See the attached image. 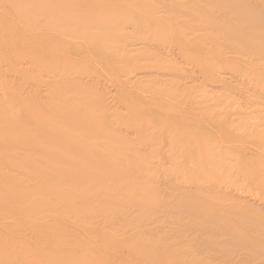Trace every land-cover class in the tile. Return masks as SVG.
I'll return each mask as SVG.
<instances>
[{"label": "rangeland", "instance_id": "374dc122", "mask_svg": "<svg viewBox=\"0 0 264 264\" xmlns=\"http://www.w3.org/2000/svg\"><path fill=\"white\" fill-rule=\"evenodd\" d=\"M14 1L16 6L15 4H13ZM34 1L35 0H1L0 2H2L1 3L2 6L0 7V14L3 13L6 9L11 10L16 14L11 13L10 18L13 19L15 18V21L19 22L20 21L19 14H21L24 10L26 11L28 6L33 4ZM203 1L205 2L207 1L208 4L203 3ZM203 1L202 0H41L39 1L37 6L43 5L44 7H46L48 4L52 2H57L55 3L56 5L60 4L61 7H64L67 10V14L61 17V21L63 19L67 20L68 19L67 15L73 18V20L74 19L77 20L78 18L76 17L75 14L81 11L93 12L95 14L99 13L98 15L99 21L97 20V22L102 24L103 26L102 30H99L97 26L96 28L93 27V24L89 19H86L85 23H83L81 27L78 25L73 26L74 24L73 21L71 25L75 28L71 26L68 29L65 28L66 30L64 28L58 29L60 30V41L50 38V40L55 41L58 45L49 44L47 46L45 45L44 47L48 48L51 46L53 49H56L54 50V54L63 55L66 53L67 57L72 56L77 48L80 51V54L77 56L78 62L73 63V65L86 66L87 69L86 72L88 73V75H91V78L88 77L86 80L89 81V79L92 80L93 77H95L94 82L96 81L97 85L95 83L94 87H96V90L100 89L105 93L104 95H105L106 104L110 106L109 109L110 111L107 109L104 110L103 113H100L99 110H97V108H102L103 106L102 103H100L99 105L96 104L95 107H88V108L83 107L86 110L87 115H93L97 117L98 119L97 123L99 124L98 125L99 128L103 129V127L105 126L106 127L103 129V131L100 132L101 134L100 133L96 134L97 139H94L95 141L94 140L93 142L91 141L92 138L91 139L89 138L90 136L86 131L85 134L84 132L82 133V136L80 137V141H85L86 143H88L87 140L90 141L91 142L90 145H92V147H95L97 150L107 153L109 156H112L114 152H117L125 155L127 158L117 159V160L113 159L114 160L113 162H115L112 163L113 168L115 169V171L118 170L119 172L118 171L114 172V174L111 176L112 178L108 177L110 180H108V178L106 180H101V183H98L95 186L90 185L89 187L85 188L86 190L85 189L80 190L78 186V182L75 180H73L72 182L70 181L69 182L70 184L66 182L67 184L65 183V185H62L61 184L62 180L59 181L56 179L55 180L56 189L54 190L56 191V193L57 192L59 193L53 194V192H50L51 194H49V197H46L48 201L45 204H40V197H41L40 195L37 201L38 203L35 202L32 204V207L34 209L38 207L39 208L47 207L48 210L45 209L47 213H43V210L39 211L38 215H36V212H28L26 216L23 217L22 213H20L22 212L20 211L21 209H18L19 210L17 213L18 218L22 217L26 220L30 219L31 221H36L39 217L40 220L39 219L37 220L39 225H14V222H12L10 219H6V217L5 218L3 217L4 220L3 219L2 220L7 222H3L2 220L0 221V255H1L0 264H54L56 262L59 264H61L62 262L63 264L64 262H66V260L68 262L71 261V263L74 262L73 264H138V262L139 264H145V263L168 264V261L171 262V259H168L169 257L170 258L172 257V260L177 261L179 259L178 256L180 254L181 255L183 254L182 256L180 255L183 261H185L186 263L191 262L192 264H194V261L196 262V264H200V263L201 264H206V263L233 264L234 261H235L234 264H243L247 258L249 259L247 260V262L251 261L250 258H253L254 261L253 263L256 262L255 264H264L263 263L264 225H251L252 223H255V221L250 223L249 220L247 223L250 224L251 226L246 225L247 223L245 221V218H247V215H242L244 216V218L242 217L243 219L241 217L237 218L238 215L241 216L240 214H243L242 211L244 210L243 208L245 207L242 206L252 205L253 207L256 204H257L256 207L257 206L258 207L257 208L254 207L253 210V212L255 213L253 214V216L259 219L258 220L259 222L256 221V224L261 223L262 215H264V212H261L260 211L261 209H259V207H262L260 195H262L263 193L258 189L259 183H263L264 178L257 177L258 164L260 163L262 165V162L259 161L261 160L260 158L261 153H260V149L256 148L253 145V143H255V141L253 140L254 138L253 136H255L256 133L260 131L261 127L257 125H259V123L261 122L260 120L262 118L260 119L257 118V110H256V108L258 107V105L256 104L257 101L255 100L254 104H250L249 101L247 100V97L249 95L246 93L249 87L252 89L256 87L255 90L257 89L259 91L258 85L264 84V75L262 76L260 74L261 71H259L262 67H260L259 70L256 69L258 66V62L256 61L251 63L252 65L247 64L239 68H237L236 65L231 66L230 68H232L233 71H236V73H231L230 70H217V67H215L216 66L215 60L218 59L215 58V54L217 55V52L224 53L225 51L226 52L229 51L230 48V51L232 50V52L246 53V50H244L246 47L243 49L242 48L243 45H242L239 46L238 49V45H240L241 43L239 44L237 42H230L231 46H229L230 45L229 42L224 43L222 41L221 42L222 45L219 46L220 49L211 48L212 46L209 44L210 41L209 36L211 35V33H216L215 28L209 25L206 28L207 31H203V32L194 31L197 29L196 27H194V25L195 24L199 25V23L195 21L197 18H199L198 14H201L202 11L207 13V15L209 16L212 15L217 17L218 21L220 20L223 21L224 20L223 16L226 19L228 18L227 15H224L225 10L218 7L220 5H223L222 1L218 4L215 3L217 5V6L215 5V7L213 6L214 4H212L214 2L209 3L210 0H203ZM203 4L205 6H202ZM249 4H251L250 6L253 8L252 10L255 12L254 18L250 19L251 24L249 23V21H243V24H241L240 22L241 20H238L237 17L234 16L233 18H235L236 21L233 18H228V19L232 21L230 23L231 25H233V28H235L236 31L238 30L237 32H245V33L248 32L249 34H251L250 38L251 39L253 38L252 40H256L257 34L264 32V18H263L264 0H249ZM217 7L219 9H217ZM219 10L221 12H219ZM169 12H171L172 15ZM217 12H219V14ZM165 13L166 14L168 13V15H165ZM153 14L154 16H152ZM257 14L259 16H257ZM22 15L24 21L27 22L28 25L30 23L33 24L32 28L34 30H32V28L30 29L27 28L26 25V30L30 32L32 35L37 34L42 38H48L49 32L50 34H52V30H55L56 25L54 26V24L48 22L47 19L45 18L42 19L40 17L41 19L39 18L40 21H38L37 16L39 14L33 13L27 15L22 13ZM58 17H56L55 19H58ZM31 18H34V21ZM23 19L21 17L22 27H24L25 24ZM106 19L107 21H105ZM131 20L133 21V23ZM135 21H137V23H135ZM238 21L240 24L237 23ZM37 22H39V24L42 25V27L38 30V32L36 31ZM244 22L245 23L247 22L249 26L246 25ZM44 25L45 27H49V26L50 27L46 29L45 27H43ZM161 26H166L168 28V31L162 33V30L160 29ZM245 26L247 27L245 28ZM22 27L17 26V29L14 28L15 29L14 32H18L19 35H21V33H23ZM42 30L43 32L40 33ZM74 30H76L75 35L73 34L75 32ZM71 31L74 32L70 33ZM100 35H103L101 36L102 37L101 39H100ZM148 39L149 41H147ZM19 40H23V39H19ZM72 40L73 41L75 40V42H73ZM202 41L203 42L205 41L206 43H203ZM149 44H151V46H149ZM112 45L114 46L113 48ZM234 46H237L236 49H232ZM141 47H146V48L139 49ZM106 48L108 50H106ZM20 50L21 49H19L18 52L20 55V59L18 63L15 65L14 70L12 69L5 70L6 71L5 73H7L10 82L15 83V86H17V88H19V85L21 87V83L23 84L22 68H25L23 64V60L25 61V59H27V57H24L25 51H20ZM154 53L156 54V58L153 55ZM132 55L138 58V61L135 63H138V65L145 64L148 65V67L146 66V68H143L144 70L136 71L137 69L132 67L131 64H126V62H119L120 60L125 59L126 57L129 58ZM252 57L253 56H250L249 58L251 59L249 60H252ZM161 63L163 65L167 64L166 65L167 67H171L165 70V72L169 74L168 79L170 80V82L168 79H166V77L165 79H162L155 74L153 75L155 78L153 77L152 79L162 80V82L158 81V84L156 83L152 84L151 82L148 81L147 83L146 81L147 78H145V75H147V73H150L148 68L151 67L152 65L161 64ZM208 67L211 70L213 69L215 75L219 77V79L221 77V79L216 81V79L209 77L211 72H208ZM6 68L4 67V69ZM249 68H252L253 70H250L249 72ZM254 68L256 70H254ZM30 69H31L30 71L34 70L33 68ZM48 72L49 71L45 70V74L44 72L43 74L42 73L41 74L45 75L44 77H47V74L51 76L52 73H48ZM208 73L210 74L208 75ZM225 74L228 76H226ZM129 75L132 79L129 77ZM136 76H138L139 78L143 77L142 78L143 82L142 81H139L140 83L136 82L135 78H138ZM156 76L158 78H156ZM189 76H191V79L189 78ZM41 80L42 81L39 82V85L37 87L43 86L44 87L42 88L43 90H48L49 88L52 87V85L48 86V82L51 80L50 78L48 77L44 79L41 78ZM217 82H226V84H228L231 87V90L227 91V93L222 95L221 93L223 92L222 87L225 86L226 84H220ZM241 84H243V86ZM244 85L247 86L248 88L246 87L244 89L245 87ZM213 86L214 87L216 86L217 88L215 87L216 88L215 89ZM45 87H47L48 89L47 88L45 89ZM132 92L133 94H131ZM74 93L75 95H78L77 98L79 96H81L79 98L85 96V95H79L81 93H77L74 91L71 94L74 95ZM228 94L231 97L233 104H229L225 101ZM87 98L91 99V96H88ZM152 100L153 102H151ZM162 102H164V104L159 108L164 109V112L167 113L166 114L167 117H165L167 118V122L169 121L168 122L169 124H173L177 126L179 130H167V125L163 121L159 126L156 127V129H154V131L153 129L147 131L138 130L139 126L137 127L138 124L136 120L137 117L134 116L131 117L129 103L130 104L134 103L138 106L141 105L144 109V110L142 109L143 111H148V108L151 107L154 108L155 106H159L160 105L159 103ZM260 103H262L261 107L262 106L264 107V98L260 100ZM252 105L253 107H251ZM242 106L245 108H243ZM139 108H137V111L139 110ZM185 108L186 110H183ZM235 110L238 112H235ZM241 111L243 112L245 111V113L246 111H248L244 116V118L242 116H239V113ZM251 113H253L254 115ZM199 114H201L203 116V119L206 120L203 121V119L200 117ZM188 116L191 117L187 119ZM250 116H253V118H250ZM89 118L90 116L88 117L86 116V119H88L89 124H91L90 123L91 120ZM243 119L244 122H242ZM207 120L208 122H211L210 120L212 121L226 120L227 122L224 123H227L226 127H228V130L226 128L213 129L211 128L209 123L207 124L206 122ZM246 123L247 124L251 123V124L247 125ZM250 125H253L255 127H260V129L258 128L254 129L255 127L252 128ZM192 126L194 130L190 129L192 128ZM202 129L205 130V133L207 132V135L205 134L204 136V134L201 133ZM115 131L118 133H116ZM189 134L192 136H190ZM230 134L236 135L237 142H233L232 144L227 143L229 141L228 135ZM105 135L108 137L107 139L106 137L102 138V136ZM98 138H100V140ZM110 138L113 140V142L111 141ZM191 140L193 141L194 145H198L200 143L201 152L197 153L195 148H188V146L190 145L189 142ZM175 142L177 143V145ZM141 144H143L144 146ZM150 144L154 145V147ZM149 149L152 150L154 149V152H152V150ZM166 150L167 153L165 152ZM262 150H264V143ZM139 151H141L142 156L139 157L135 156ZM172 154L173 156H171ZM156 156L158 160H154L155 159L154 157ZM158 156L160 158H158ZM248 156L249 157L255 156L256 160L252 163L251 161L247 160ZM20 160L23 159H19V160L14 159L9 161V163L12 165V167L18 169L20 168L21 171H23V166L21 167L23 161ZM135 160L138 161V163H136ZM257 162L259 163L257 164ZM254 163H256V165H254ZM23 164L25 165V163ZM147 166H150L152 169L148 168ZM10 167L11 166H9L8 163L0 164V173L9 172L8 170H10ZM144 168L145 170L149 169L146 172L150 174H147L145 171H143ZM262 168H264V166ZM128 169L130 170V172ZM263 171L264 170H262V173ZM130 173L131 174L133 173L132 176H130ZM134 173L136 176H134ZM142 173L145 174L144 177L146 176L147 178L146 177L144 178L142 176L143 175ZM139 178L141 179L139 180ZM119 179H121L122 181ZM152 181H154V183H152ZM25 185L32 186V183L27 182L25 183ZM215 188L218 189L222 188L221 189L222 193L220 194L221 197L220 196L218 197V194H215L213 192L209 193V191H213ZM135 191L138 195L135 193ZM224 192L227 193L226 194L227 196L225 195ZM222 194L224 195V197H222ZM53 195H57L55 196L57 199H54ZM230 195L232 196L233 200L231 199L229 200ZM225 197L226 200H224ZM238 199L240 200L239 202ZM241 200H243L242 203ZM149 201L151 204L148 205ZM140 203L145 204L144 205L145 207L143 206V209L142 206L138 207L140 206L139 205ZM238 203L242 206L237 205ZM117 204L119 206H117ZM134 205L136 208L134 207ZM161 205H164L162 207H166V208L161 209L162 208L160 207ZM123 206L124 207L128 206V207L127 209H125ZM151 206L154 209L152 208V210H149L147 212V209H149V207ZM200 206L206 210L205 216L202 214L203 216L201 215L202 216V217L200 216L201 218L199 217L200 215L199 211H202L200 209ZM129 208L130 209L133 208V209L130 211ZM233 208L238 209L237 211L238 213H240L237 215L235 211L236 214L235 217L238 219V221L234 217ZM87 209L90 210L88 211ZM164 209L166 210L167 213L165 211H162ZM227 209L229 210L226 211ZM101 210H104L103 212L105 213H103ZM139 210H141V212ZM188 210H190L189 211L190 214L193 213V215L196 216L197 218L193 217L192 215L188 217L187 216L188 214H184ZM100 211L102 212V214ZM136 211H139L140 213ZM144 211L146 212V215L144 214L145 213ZM159 211L162 212L159 213ZM170 211L172 212V214ZM231 211H233V214L230 215V213H232ZM135 212L138 214H136ZM182 212L184 213L182 214ZM123 213L125 214L128 213V214L125 215ZM163 213L164 214L166 213V215H164ZM100 214L102 215V217H100L101 220L96 218V217L99 218V216H101ZM109 214L110 216H108ZM161 217H163L162 220L160 219ZM211 217L217 218L218 224L223 223V225H216V223L212 222ZM136 218H138L139 221ZM149 218L151 220H149ZM186 218L188 219L186 220ZM159 219L161 220V222H159L160 221ZM202 219H206V220H202ZM240 219H242L241 220L242 222H240ZM226 221H229V223H225ZM99 222H101L102 224ZM153 222L154 224H152ZM206 222L207 224H205ZM243 222L245 225L243 224ZM210 223H212V225H210ZM135 227L136 229H134ZM251 227L253 229L256 227L257 228L255 231H253ZM172 228L176 229V231H174ZM250 229L252 230V232L255 233L251 234L252 232L250 233L251 231ZM159 230H161V233L158 232ZM224 230L226 232V234L224 233L225 235L222 234ZM215 231L218 234L220 232V235H223V237L220 236L219 238H217V234L215 238L214 236L212 237V233ZM233 231H234V235L232 234ZM244 231L246 233H244ZM162 232L164 233L163 235ZM173 232H175V234ZM205 233L208 236H206ZM146 234L149 235V237H147ZM150 235H152V237ZM155 235L157 236V238L153 237ZM39 236H42L41 237L42 239ZM32 238L34 239L32 240ZM168 239H170V241ZM197 240L199 241L197 242ZM134 243L137 244L135 245ZM130 244L131 246H129ZM173 246H176V248ZM207 246L208 247L210 246L211 251H209ZM222 247L224 248L226 247V249L230 248L231 250H235L236 252L232 251L233 253H235L233 255L231 250H229L227 251L228 256H226L227 255L225 253L226 249ZM59 248L61 250H58ZM202 248H204L205 250H203ZM214 248L217 251L219 250V252L225 251L224 252L225 256L223 255L224 257L221 258L222 257L221 254L223 253H220L218 255L217 254L218 252L216 253ZM51 249L54 252L53 255ZM152 249L154 250L153 253L151 252ZM175 249L176 250L179 249L178 252L179 254L175 252L176 251ZM57 250L60 252H58ZM36 252H38V254ZM55 252L57 253L56 254L57 256H54ZM190 253L193 255H191ZM58 254H60V257ZM186 254H188L189 256H186ZM156 255L158 256V259ZM184 255L186 258H184ZM78 256H80L81 259H78L80 258ZM173 256L178 259H175ZM191 256L194 258H192ZM75 257L79 261H77ZM181 257L178 260V263L179 261H181ZM217 257L220 259H218ZM188 258L189 261L186 260ZM254 258L256 259L254 260ZM73 259L74 261L72 262ZM190 259H192L193 261L192 260L190 261ZM242 260L243 262H240ZM227 261H229L230 263ZM68 262L65 264H69ZM247 262H245L244 264H251L252 261L250 263ZM172 264H175V262L172 261ZM182 264L185 263L183 262Z\"/></svg>", "mask_w": 264, "mask_h": 264}, {"label": "bare ground", "instance_id": "6f19581e", "mask_svg": "<svg viewBox=\"0 0 264 264\" xmlns=\"http://www.w3.org/2000/svg\"><path fill=\"white\" fill-rule=\"evenodd\" d=\"M1 1V0H0ZM39 1L41 0H35L33 2V4H31L30 6H28V8L26 9V11H23L22 13L24 14H39L41 16H37L38 17V21H40V19L45 18L48 20V22H50L51 24H54L55 26V30H52V34H48V38H42L37 34H31L30 32H28L26 30V25L27 28H32L33 24L30 23L28 25L27 22L24 21L23 19V15L22 13L19 14V22L15 21V18H10L11 13L16 14L15 12L6 9L3 13L0 14V164L3 163H8L10 167V170H8L9 172H5V173H0V221L3 219V217L6 219H10L12 222H14V225H39L37 220L40 218L38 217V219L36 221H31L30 219H24L22 217H17V213H18V209H21L20 213H22L23 217L26 216V214L28 212H36V215H38L39 211L43 210V213H47L46 210H48L47 207H38L36 209H34L32 207V204L37 202L40 197V204H45L48 199L46 197H49V194H51L50 192H53V194H57L59 192L56 193V191L54 189L55 188V180H59L61 181L62 185H65L66 182H72L73 180L78 182V186L80 190H84L85 188L89 187L90 185H97L98 183H101V180H106L108 177H111L115 171V169L113 168L112 163L114 160L113 159H123V158H127L125 155L114 152L112 154V156H109L107 153H104L103 151H99L97 150L95 147H92V145H90V141L87 140L88 143H86L85 141H80V137L82 136V133L85 131L88 133V135L90 136L89 138L91 139V141L93 142L94 139H97V133H100L101 131H103V129L106 127H103V129L98 127V123H97V117L93 116V115H87L86 110L83 107H95L96 104H100L102 103V108H97V110H99L100 113H103L104 110H109L110 106L108 104H106L105 101V93L103 91H101L100 89L96 90V87H94V84L96 83V81L94 82L95 77H93V79H89V81H87L86 79L88 77L91 78V75H88V73L86 72V66H82V65H73V63H77L78 62V58L77 56L80 54V51L76 48V51L73 53L72 56L67 57V54H54V50L51 46L46 48L44 47L45 45H58L55 41L50 40V38L60 41V28H70L74 21L73 26H80L85 23L86 19L91 20L93 27L102 30L103 26L101 23H98L97 20L98 18V14H95L93 12H79L76 13V17L78 18L77 20L71 17H68L67 20H62L61 21V17L63 15L67 14V10L64 7H61L60 4L56 5L55 3L57 2H52L50 4H48L44 7L43 5L41 6H37V4L39 3ZM203 1V0H202ZM223 2V5H220L218 7L222 8L225 10L224 15H227L228 18H233L237 17L238 20H241V24H243V21H249L250 23V19L254 18V11L252 10L253 8L250 6L251 4H249V0H214V1H209L210 2H214L212 4H214L213 6L215 7L216 4ZM2 2H0V7ZM9 3V2H8ZM203 3H207V1H203ZM216 3V4H215ZM11 4V3H10ZM15 4V1L14 3ZM188 4V3H187ZM200 4V3H198ZM211 4V5H212ZM210 5V4H209ZM16 6V4H15ZM22 6V5H20ZM202 6H205L204 4ZM208 6V5H207ZM217 6V5H216ZM257 6V5H256ZM44 7V8H43ZM61 7V9H60ZM217 7V9H219ZM21 8V7H20ZM43 9V10H42ZM165 9V8H164ZM255 9V8H254ZM60 10V11H58ZM170 10V9H169ZM262 11V10H261ZM172 12V11H171ZM169 12L171 15L172 13ZM197 12V11H196ZM219 12H221L219 10ZM219 12H217L219 14ZM191 13V12H190ZM189 13V16H190ZM199 13V12H198ZM161 14V13H160ZM169 14V16H170ZM197 14V13H196ZM263 14V13H262ZM165 15H168V13ZM192 15V14H191ZM264 15V14H263ZM59 16V17H58ZM142 16V15H141ZM140 16V17H141ZM154 16V14L152 15ZM223 16V15H222ZM257 16H259L257 14ZM21 17L23 19V21L25 22L24 27H22V21H21ZM41 17V18H40ZM56 17H58V19H55ZM198 17L196 19L195 22L199 23L195 24L194 27H196L197 29L194 30L196 31H207V27L209 25L213 26L215 28L216 33H211V35L209 36L210 41L209 44L212 46L211 48H219L221 44V42L223 41L225 42H237V43H241L240 45H238V49L239 46L243 45V49L246 50V53H238V52H232V50L230 51H225L224 53H220L217 52V55L215 54V58L216 59V66L217 70H230L231 73H236V71H233L232 68H230L233 65H236L237 68L239 67H243L247 64L252 65L251 63H253L254 61L258 62V66H257V70L260 69V67H262L259 71L260 74L263 76L264 75V32L258 33L256 36V40H252L250 38V35L248 32V34H246L245 32H237L235 30V28H233V25H231L230 21L228 18L226 19L223 16V21H218L217 17L212 16V15H207V13L203 12L201 14H198ZM18 18V17H17ZM40 18V19H39ZM170 18V17H169ZM221 18V17H220ZM264 18V17H263ZM34 21V18H31ZM217 19V20H216ZM235 19V18H233ZM232 19V20H233ZM72 20V21H71ZM134 20V19H133ZM31 21V20H30ZM61 21V23H60ZM99 21V20H98ZM107 21V19L105 20ZM132 21V20H131ZM236 21V19H235ZM253 21V20H252ZM29 22V21H28ZM103 22V21H102ZM119 22V21H118ZM46 23V22H45ZM117 23V22H116ZM121 23V22H120ZM119 23V24H120ZM133 23V21H132ZM135 23H137V21H135ZM239 23V21L237 22ZM245 23V22H244ZM43 24V23H42ZM240 24V23H239ZM246 25L247 22L245 23ZM251 24V23H250ZM109 25V24H108ZM118 25V24H117ZM136 25V24H135ZM161 25V24H160ZM17 26H21L23 28V33H21V35H19L18 32H14L15 29H17ZM37 28L36 31L38 32V30L42 27V25L39 24V22H37L36 24ZM40 26V27H39ZM61 26V27H60ZM72 26V27H73ZM113 26V25H112ZM169 26V25H168ZM235 26V25H234ZM249 26V25H248ZM251 26V25H250ZM45 27V25L43 26ZM50 27V26H49ZM49 27H45L46 29H48ZM170 27V26H169ZM247 26H245L246 28ZM253 27V26H252ZM15 28V29H14ZM75 28V27H73ZM254 28V27H253ZM160 29L163 32H167L168 28L166 26H161ZM242 29V28H240ZM255 29V28H254ZM32 30H34L32 28ZM66 30V29H65ZM72 30V29H71ZM250 30V29H249ZM20 31V30H19ZM62 31V30H61ZM75 31V32H74ZM71 31L70 33L74 32L73 34L75 35L76 30ZM83 31V30H82ZM85 31V29H84ZM97 31V30H96ZM113 31V30H112ZM158 31V30H157ZM243 31V30H242ZM251 31V30H250ZM43 30L40 32L42 33ZM80 32V31H79ZM102 32V31H101ZM108 32V31H107ZM198 32V33H199ZM256 32V31H255ZM99 33V32H98ZM106 33V31H105ZM112 33V32H110ZM128 33V32H127ZM161 33V34H162ZM226 33V34H224ZM245 33V34H243ZM257 33V32H256ZM87 34V33H86ZM109 34V33H108ZM117 34V33H116ZM122 34V33H121ZM197 34V33H196ZM73 35V36H74ZM115 35V34H113ZM77 36V34H76ZM86 36V35H85ZM100 35V39L102 38ZM125 36V35H123ZM156 36V35H155ZM92 37V36H91ZM96 37V36H94ZM99 37V36H98ZM97 37V38H98ZM106 37V35H105ZM120 37V36H119ZM76 38V37H75ZM80 38V37H79ZM108 38V37H107ZM114 38V37H113ZM122 38V37H121ZM148 38V37H147ZM194 38V37H193ZM262 38V40H261ZM19 39H23V40H19ZM90 39V38H89ZM96 39V38H95ZM105 39V38H104ZM115 39V38H114ZM117 39V38H116ZM94 40V39H93ZM122 40V39H121ZM73 41V40H72ZM118 41V40H117ZM149 41V39L147 40ZM75 42V40L73 41ZM83 42V41H82ZM92 42V41H91ZM203 42V41H202ZM86 43V42H85ZM192 43V42H190ZM195 43V42H194ZM203 43H206L205 41ZM91 44V43H90ZM107 44V43H106ZM98 45V44H97ZM108 45V44H107ZM196 45V44H195ZM207 45V44H206ZM101 46V45H100ZM149 46H151V44H149ZM199 46V45H198ZM209 46V45H208ZM231 46V43L230 45ZM228 46V47H229ZM233 46V45H232ZM110 47V46H109ZM114 46L112 45V48ZM196 47V46H195ZM227 47V45H226ZM225 47V48H226ZM237 46H234L232 49H236ZM97 48V47H95ZM108 48V47H107ZM106 48V50H108ZM111 48V49H112ZM117 48V47H115ZM146 47H141L139 49H143ZM19 49H21L20 51H25L24 57H27V59H25V61L23 60V64L25 68H22L23 70V84L21 83V87L19 85V88H17V86H15V83H11L10 79L8 78L7 73H5V70H14L15 65L18 63L19 59H20V55H19ZM46 49V50H45ZM210 49V48H209ZM95 50V49H93ZM92 50V51H93ZM99 50V49H98ZM228 50V48H227ZM45 51V52H42ZM102 51V50H101ZM121 51V50H120ZM42 52V53H40ZM117 52V51H116ZM119 52V51H118ZM69 54V53H68ZM104 54V53H103ZM119 54V53H118ZM203 54V53H202ZM70 55V54H69ZM76 57H75V56ZM154 57L156 58V54H153ZM160 55V54H159ZM166 55V54H164ZM64 56V57H63ZM99 56V55H98ZM250 56L252 57V60H249L251 58H249ZM101 57V56H100ZM86 58V57H85ZM98 58V57H97ZM176 58V57H175ZM15 62H14V60ZM172 59V58H171ZM8 60V61H6ZM119 60V59H118ZM176 60V59H175ZM101 61V60H100ZM138 61V58L135 56H130L129 58H125L120 60L119 62H126V64H131L132 67L136 68V71H141L144 70L143 68H146V66L148 67V65H138V63H135ZM156 61V59H155ZM173 61V60H172ZM117 62V61H116ZM171 62V61H170ZM175 62V61H174ZM160 63V62H159ZM169 63V62H168ZM173 63V62H172ZM178 63V62H177ZM260 63V64H259ZM165 64V63H164ZM112 65V64H111ZM167 65V64H166ZM166 65L161 64H156V65H152L151 67H149V72L147 73V75H145V78H147V83L148 81L151 82L152 84H158V81L162 80H155L152 79L154 76L153 75H158L160 78L162 79H168V75L165 70L171 67H167ZM182 65V64H181ZM248 65V66H249ZM171 66V65H170ZM173 66V65H172ZM4 67L6 69H4ZM33 68V71H30ZM19 69V67H18ZM54 69V70H51ZM76 69V71H75ZM185 69V68H184ZM203 69V68H202ZM254 68V70H256ZM45 70L49 71L48 73H52L51 76H49L47 74V77L50 78L51 80L48 82V86L52 85L51 88H47L45 87V89L47 88L48 90H43L42 88H44L43 86L41 87H37L39 85V82L42 81V79L47 78L44 77L45 75H42L43 72L45 74ZM73 70V72H72ZM170 70V69H169ZM180 70V69H178ZM211 69H209L208 67V73L209 77L214 78L217 80H220L219 77H217L215 75V72L213 71V69L210 71ZM215 70V69H214ZM250 70H253L252 68H249V72ZM35 71V72H34ZM171 72V71H170ZM189 72V71H188ZM187 72V73H188ZM256 72V71H255ZM33 73V74H32ZM42 73V74H41ZM75 73V74H74ZM142 73V72H141ZM146 73V72H145ZM223 73V72H221ZM240 73V72H239ZM189 74V73H188ZM219 74V73H218ZM244 74V73H243ZM136 75V74H135ZM226 75V74H225ZM230 75V74H229ZM251 75V74H250ZM93 76V75H92ZM140 76V75H139ZM148 76V77H147ZM207 76V75H206ZM219 76V75H218ZM228 76V75H226ZM260 76V75H259ZM44 77V78H43ZM130 77V75H129ZM138 77V76H136ZM193 77V76H192ZM223 77V76H222ZM240 77V76H239ZM238 77V78H239ZM256 77V75H255ZM131 78V77H130ZM143 78V77H142ZM141 77L139 78H135L136 82L142 81ZM155 78V77H154ZM156 78H158L156 76ZM159 78V79H160ZM189 78L191 79V76H189ZM132 79V78H131ZM188 79V78H187ZM186 79V81H187ZM189 79V80H190ZM200 79V78H199ZM233 79V78H232ZM86 80V81H85ZM169 80V79H168ZM193 80V79H192ZM191 80V81H192ZM229 80V79H228ZM261 80V79H260ZM48 81V80H47ZM154 81V82H153ZM165 81V80H164ZM185 81V82H186ZM195 81V80H194ZM241 81V80H240ZM243 81V80H242ZM86 82V83H85ZM143 82V81H142ZM159 82V83H161ZM170 82V80H169ZM189 82V81H188ZM196 82V81H195ZM212 82V81H211ZM229 82V81H228ZM238 82V81H237ZM247 82V81H246ZM263 82V81H262ZM42 83V82H41ZM100 83V82H99ZM119 83V82H118ZM140 83V82H139ZM146 83V82H144ZM142 83V84H144ZM215 83V82H214ZM220 84H226V82H217ZM233 83V82H232ZM245 83V82H244ZM19 84V83H18ZM17 84V85H18ZM46 84V83H44ZM135 84V83H134ZM213 84V83H212ZM251 84V83H250ZM97 85V83H96ZM99 85V84H98ZM127 85V84H126ZM140 85V84H139ZM147 85V84H145ZM144 85V86H145ZM169 85V84H168ZM243 86V84H241ZM240 85V86H241ZM248 85V84H247ZM257 85V84H256ZM154 86V85H153ZM156 86V85H155ZM167 86V85H166ZM245 86V85H244ZM259 91L255 88H248L247 86L244 87V89L247 87L248 91H246V93L249 95L247 97V100L249 101L250 104H254V101L256 100V104L258 105V107L256 108L257 110V118L260 119L262 118L259 123L260 127H255L253 125H250L252 128L255 127L254 129H260V131H258V133H256L255 136H253V140L255 141V143H253V145L260 149V158L262 162V165L257 162L258 164V173H257V177H263L264 178V171L262 173V170H264V168H262L264 166V150H262L263 148V143H264V107L262 105V103H260V100L264 98V84H259ZM100 87V86H99ZM131 87V86H130ZM146 87V86H145ZM214 87V86H213ZM216 87V86H215ZM214 87V88H215ZM157 88V87H156ZM164 88V87H163ZM213 88V89H214ZM217 88V87H216ZM215 88V89H216ZM168 89V88H166ZM241 89V88H240ZM243 89V90H244ZM132 90V89H130ZM218 90V89H217ZM231 90V87L226 84L225 86L222 87V95L227 93V91ZM77 92V93H81L79 95H85L82 98H79L81 96H79L77 98L78 95H72V92ZM116 91V90H115ZM138 91V90H137ZM109 92V91H108ZM141 92V91H140ZM156 92V91H154ZM215 92V91H214ZM169 93V92H168ZM213 93V92H212ZM133 94V92L131 93ZM231 94V93H230ZM110 95V93H109ZM113 95V94H112ZM146 95V94H145ZM144 95V96H145ZM218 95V94H217ZM76 96V97H75ZM88 96H91V99L87 98ZM154 97V96H152ZM116 98V97H115ZM114 98V99H115ZM127 99V98H126ZM240 99V98H239ZM205 100V99H204ZM207 100V99H206ZM211 100V99H210ZM109 101V100H108ZM209 101V100H208ZM225 101L229 104H233L232 103V99L231 97L227 96V98L225 99ZM115 102V101H113ZM127 102V101H126ZM137 102V101H136ZM153 102V100L151 101ZM207 102V101H206ZM138 103V102H137ZM218 103V102H217ZM221 103V102H220ZM223 103V101H222ZM145 104V103H144ZM159 106H155L154 108H148V111H143V107L140 105H136L134 103L130 104L129 103V108L131 111V117H137L136 120L138 122L137 127L139 126L138 130L141 131H147V130H151L156 129L157 126H159L161 124V122L163 121L166 125H167V130H179V128L173 124H169L167 122V117L166 114L164 112V109L159 108L160 106H162L164 104V102L159 103ZM209 104V103H208ZM207 104V105H208ZM215 104V103H214ZM146 105V104H145ZM206 105V106H207ZM217 105V104H216ZM151 106V105H150ZM249 106V105H248ZM140 107V108H139ZM187 107V106H186ZM214 107V106H212ZM229 107V106H228ZM243 107V106H242ZM250 107V106H249ZM253 107V105L251 106ZM122 108V107H121ZM137 108H139V110L137 111ZM206 108V107H205ZM210 108V107H209ZM245 108V107H243ZM118 109V107H117ZM143 109V110H142ZM207 109V108H206ZM252 109V108H251ZM113 110V108H112ZM183 110H186L183 109ZM110 111V110H109ZM108 111V113H109ZM122 111V110H121ZM124 111V110H123ZM107 112V111H106ZM191 112V111H190ZM194 112V111H193ZM235 112H238L235 110ZM248 111H246L247 113ZM107 113V114H108ZM142 113V114H140ZM192 113V112H191ZM245 111H241L239 113V116H242L244 118V116L246 115ZM253 114V113H251ZM121 115V113H120ZM185 115V114H183ZM182 115V116H183ZM198 115V114H197ZM200 117L203 119V116L201 114H199ZM233 115V114H232ZM254 115V114H253ZM86 116H90V123L88 122V119H86ZM104 116V115H103ZM181 116V118H182ZM105 117V116H104ZM191 116H188L187 119H189ZM249 117V116H248ZM255 117V116H254ZM232 118V117H231ZM250 118H253V116H250ZM110 119V118H109ZM255 119V118H254ZM206 119H203V121H205ZM232 120V119H231ZM234 120V119H233ZM241 120V119H240ZM118 121V120H117ZM121 121V120H119ZM124 121V120H123ZM180 121V120H179ZM208 122V120L206 121L207 124L209 123V125L211 126V128L213 129H227L228 127H226L227 122L226 120H220V121H212ZM244 122V119L243 121ZM121 123V122H120ZM254 123V122H251ZM251 123H246L247 125L251 124ZM196 124V122H195ZM106 125V124H104ZM111 125V123H110ZM116 126V125H115ZM120 126V125H119ZM245 126V125H244ZM243 126V127H244ZM109 127V126H107ZM111 127V126H110ZM122 127V126H121ZM136 127V128H137ZM188 127V126H187ZM247 127V126H246ZM161 128V127H160ZM245 128V127H244ZM263 128V129H262ZM121 129V128H120ZM193 129V126L192 128ZM196 129V128H195ZM160 130V129H159ZM194 130V129H193ZM197 130V129H196ZM114 131V129H113ZM202 134L207 135V132L205 133V130H201ZM217 131V130H215ZM116 132V131H115ZM204 132V133H203ZM118 133V132H116ZM236 133V132H235ZM101 134V133H100ZM131 134V133H130ZM210 134V133H208ZM190 135V134H189ZM231 135V136H230ZM228 135V142L229 144H232L233 142H237L236 139V135H232L230 134ZM149 136V135H148ZM151 136V135H150ZM192 136V135H190ZM108 138L106 135L102 136V138ZM111 137V136H110ZM88 138V137H86ZM100 140V138H98ZM111 139V138H110ZM109 139V140H110ZM86 140V139H85ZM104 140V139H103ZM95 141V140H94ZM111 141L113 142V140L111 139ZM107 142V141H106ZM169 142V141H168ZM171 143V142H170ZM169 143V144H170ZM174 143V142H173ZM176 143V142H175ZM189 146L188 148H195L196 152L199 153L201 152V146L200 143L198 145H194L193 141L191 140L189 142ZM143 145V144H141ZM152 145V144H150ZM160 145V144H159ZM177 145V143H176ZM144 146V145H143ZM154 147V145H152ZM152 148V147H151ZM160 148V147H159ZM171 148V147H170ZM187 148V147H186ZM134 149V148H133ZM155 149V148H154ZM154 149H149L152 150V152H154ZM178 149V148H177ZM257 149V150H258ZM132 150V149H131ZM140 150V149H137ZM156 150V149H155ZM171 150V149H169ZM262 150V151H261ZM194 151V150H193ZM192 151V152H193ZM259 151V150H258ZM157 152V151H156ZM155 152V153H156ZM160 152V150H159ZM167 153V150L165 151ZM172 153V152H171ZM176 153V152H175ZM128 154V153H127ZM152 154V153H151ZM247 154V153H246ZM154 155V153H153ZM157 155V154H156ZM178 155V153H177ZM128 156V155H127ZM135 156L139 157L142 156L141 155V151H139ZM173 156V154L171 155ZM176 156V155H175ZM130 158V157H129ZM154 160H158L157 156L154 157ZM158 158H160L158 156ZM175 158V157H174ZM173 158V159H174ZM249 161H251L252 163L256 160L255 156L252 157H247ZM14 159H23L20 161H23V163H25V165L22 163L21 167L23 166V171H21V169L19 168H15L12 167V165L9 163V161L14 160ZM137 159V158H136ZM148 159V157H147ZM150 159V158H149ZM168 159V158H167ZM243 159V158H242ZM129 160V159H128ZM146 160V159H145ZM153 160V159H151ZM26 161V162H25ZM121 161V160H120ZM136 161V160H135ZM170 161V160H169ZM174 161V160H173ZM258 161V160H257ZM145 162V161H144ZM150 162V161H149ZM152 162V161H151ZM122 163V162H120ZM119 163V164H120ZM126 163V162H125ZM136 163H138V161H136ZM157 163V162H156ZM180 163V162H179ZM151 164V163H150ZM124 165V164H122ZM141 165V164H140ZM254 165H256V163H254ZM18 167V166H17ZM126 167V166H125ZM144 167V166H143ZM148 168H151L150 166H147ZM7 169V168H5ZM16 169V170H15ZM141 169V168H140ZM147 169V168H146ZM152 169V168H151ZM129 170V169H128ZM127 170V171H128ZM136 170V169H135ZM143 170V169H142ZM149 170V169H147ZM144 170L143 171H147ZM12 171V172H11ZM119 172V171H118ZM130 172V170H129ZM134 172V171H133ZM140 172V171H139ZM144 172V173H145ZM149 172V171H148ZM137 173V172H136ZM147 173V172H146ZM117 174V173H116ZM133 174V173H132ZM132 174L130 173V176H132ZM143 174V173H142ZM150 174V173H147ZM152 174V172H151ZM145 174H143L142 176L144 177ZM134 176L135 173H134ZM141 176V175H139ZM151 176V175H150ZM156 176V175H155ZM115 177V176H114ZM141 177V178H143ZM146 177V176H145ZM144 177V178H145ZM26 178V179H25ZM112 178V177H111ZM139 178V180L141 179ZM147 178V177H146ZM156 178V177H155ZM262 178V180H263ZM117 179V178H116ZM122 179V178H121ZM119 179V180H121ZM124 179V178H123ZM126 179V176H125ZM137 179V178H136ZM108 180H110L108 178ZM138 180V183H139ZM149 180V179H148ZM58 181V182H59ZM118 181V180H117ZM122 181V180H121ZM126 181V180H125ZM155 181V180H154ZM154 181H152V183H154ZM32 183V186L30 185H25V183ZM57 182V183H58ZM105 182V181H104ZM142 182V181H141ZM76 183V182H73ZM72 183V184H73ZM67 184V183H66ZM70 184V183H69ZM68 184V185H69ZM142 184V183H141ZM191 184V183H190ZM60 185V184H59ZM74 185V184H73ZM103 185V184H102ZM106 185V184H105ZM177 188V187H176ZM192 188V187H191ZM74 189V188H73ZM180 189V188H179ZM222 189V188H221ZM215 188L213 191H209L213 192L215 194H218V197L220 196V194L222 193V190ZM260 191H262V195H260V199H261V205L262 207H259V209H261V212H264V182L263 183H259V188ZM86 190V189H85ZM210 190V189H209ZM3 192V193H2ZM208 192V191H207ZM231 192V191H230ZM103 193V192H101ZM136 193V191H135ZM225 193V192H224ZM61 194V193H60ZM137 194V193H136ZM196 194V193H195ZM227 193H225L226 195ZM232 194V193H231ZM138 195V194H137ZM136 195V196H137ZM142 195V194H141ZM204 195V194H203ZM234 195V192H233ZM243 195V194H242ZM54 199H57L55 196L57 195H53ZM52 196V197H53ZM59 196V195H58ZM83 196V195H82ZM123 196V194H122ZM134 196V193H133ZM145 196V195H144ZM143 196V197H144ZM227 196V195H226ZM229 196V195H228ZM86 197V196H85ZM99 197V196H98ZM140 197V196H139ZM221 197V196H220ZM222 197H224V195L222 194ZM89 198V197H87ZM113 198V196H112ZM237 198V197H236ZM243 198V197H242ZM241 198V199H242ZM147 199V198H146ZM221 199V198H220ZM224 199V198H223ZM233 200L232 196L230 195L229 200ZM53 200V199H52ZM59 200V199H58ZM226 200V197L225 199ZM228 200V197H227ZM247 200V199H246ZM109 201V200H108ZM135 201V200H134ZM235 201V199H234ZM237 201V200H236ZM240 200L238 199V202ZM248 201V200H247ZM26 202V203H25ZM55 202V201H54ZM57 202V201H56ZM110 202V201H109ZM108 202V203H109ZM132 202V201H130ZM228 202V201H227ZM243 202V200H241V203ZM246 202V201H245ZM24 203V205H23ZM38 203V202H37ZM112 203V202H111ZM134 203V202H133ZM251 203V202H250ZM249 203V204H250ZM106 204V203H105ZM125 204V203H124ZM127 204V203H126ZM135 204V203H134ZM143 203H140L138 207L142 206L143 209V205H141ZM151 204L150 201L148 202V205ZM136 205V204H135ZM134 205V207H135ZM239 206V203L237 204ZM257 205V204H256ZM252 205L250 206H242L245 207L243 208L242 212L243 214L238 213V209H234V217L237 214H240L241 216H237V218H244V216L242 215H247V218H245L246 223L249 222L252 223L255 221V223H252L251 225H264V215H262V221L261 223L256 224V221H258L259 219L255 216H253V214H255L253 212L254 207H256ZM102 206V205H101ZM100 206V207H101ZM117 206H119L117 204ZM147 206V204H146ZM164 205H161L160 207H162ZM220 206V205H219ZM57 207V206H56ZM104 207V206H103ZM124 207V206H123ZM128 207V206H127ZM127 207H124L125 209H127ZM132 207V206H130ZM145 207V206H144ZM159 207V206H157ZM183 207V206H182ZM186 207V206H185ZM184 207V208H185ZM189 207V206H188ZM227 207V205H226ZM258 207V206H257ZM256 207V208H257ZM88 208V207H87ZM122 208V205H121ZM136 208V207H135ZM152 206L149 207V209H147V212L149 210H152ZM166 208V207H162L161 209ZM46 209V210H45ZM92 209V208H91ZM124 209V210H125ZM130 209V208H129ZM133 208L130 209V211ZM140 209V208H139ZM154 209V208H153ZM156 209V208H155ZM160 209V208H159ZM169 209V208H168ZM200 209L202 211H199L200 215L199 217L203 214L205 216L206 210L200 206ZM222 209V208H221ZM220 209V210H221ZM231 209V207H230ZM56 210V208H55ZM80 210V209H79ZM88 210V209H87ZM90 210V209H89ZM88 210V211H89ZM120 210V209H119ZM157 210V209H156ZM186 210V209H185ZM229 209H227L226 211H228ZM51 211V210H50ZM69 211V210H68ZM74 211V210H73ZM102 212L104 210H101ZM100 211V212H101ZM141 212V210H139ZM139 211H136L138 213H140ZM165 211L166 210H162ZM162 211H159L162 212ZM190 210H188L187 212H182V214H188L187 216H193L196 217L192 214H190L189 212ZM236 211V214H235ZM70 212V211H69ZM86 212V211H85ZM101 212V214H102ZM120 212V211H119ZM128 212V211H127ZM135 212V213H136ZM145 212V211H144ZM171 212V211H170ZM230 212V211H229ZM233 214V211H231ZM241 212V213H242ZM251 212V213H250ZM67 213V212H66ZM92 213V212H91ZM96 213V212H95ZM94 213V214H95ZM105 213V212H103ZM136 213V214H138ZM157 213V212H156ZM158 213V214H159ZM167 213V212H166ZM166 213L164 215H166ZM195 213V212H194ZM227 213V212H226ZM68 214V213H67ZM100 214V215H101ZM125 214V213H123ZM128 213H126L125 215H127ZM131 214V213H130ZM146 215V212L144 213ZM152 214V212H151ZM162 214V213H161ZM172 214V212H171ZM175 214V213H173ZM190 214V215H189ZM133 215V214H132ZM202 215V216H203ZM98 216V215H97ZM110 216V214L108 215ZM142 216V214H141ZM149 216V215H148ZM177 216V215H176ZM186 216V217H187ZM201 216V217H202ZM233 216V215H232ZM94 217V216H93ZM101 216L96 217L97 219L101 220ZM124 217V216H123ZM131 217V216H130ZM191 217V218H193ZM198 217V218H199ZM200 217V218H201ZM246 217V216H245ZM92 218V217H91ZM93 218V219H96ZM104 218V217H103ZM102 218V219H103ZM110 218V217H109ZM125 218V217H124ZM128 218V217H127ZM134 218V217H133ZM159 218V217H158ZM197 218V217H196ZM199 218V219H200ZM212 222L216 223V225H223V223L218 224V219L211 217ZM236 218V217H235ZM236 218V219H237ZM242 218V219H243ZM260 218V217H259ZM24 219V220H23ZM53 219V218H52ZM84 219V218H83ZM87 219V218H86ZM118 219V218H117ZM135 219V218H134ZM133 219V220H134ZM138 220V218H136ZM143 219V218H142ZM155 219V218H154ZM161 220L163 219V217L160 218ZM159 219V220H160ZM188 218H186L187 220ZM240 219V222H242ZM247 219V220H246ZM4 220V219H3ZM2 220V221H3ZM9 220V221H10ZM57 220V219H56ZM124 220V219H123ZM149 220H151L149 218ZM158 220V219H156ZM155 220V221H156ZM161 220L159 222H161ZM201 220V219H200ZM202 220H206V219H202ZM10 221V222H11ZM45 221V220H44ZM94 221V220H93ZM105 221V220H104ZM139 221V220H138ZM238 221V219H237ZM3 222H7V221H3ZM2 222V223H3ZM78 222V221H77ZM103 222V220H102ZM122 222V221H121ZM124 222V221H123ZM149 222V221H148ZM158 222V223H159ZM239 222V223H240ZM259 222V221H258ZM101 223V222H99ZM146 223V222H145ZM225 223H229V221H226ZM102 224V223H101ZM134 224V223H133ZM154 224V222L152 223ZM207 224V222L205 223ZM241 224V223H240ZM244 224V222H243ZM96 225V224H95ZM98 225V224H97ZM171 225V224H170ZM210 225H212V223H210ZM215 225V224H214ZM228 225V224H226ZM233 225V224H232ZM245 225V224H244ZM246 225H250V224H246ZM250 225V226H251ZM125 226V225H124ZM177 226V225H176ZM122 227V226H120ZM240 227V226H239ZM161 228V227H160ZM237 228V227H236ZM243 228V227H242ZM257 228V227H256ZM256 228H252L253 231L256 230ZM96 229V228H95ZM105 229V228H104ZM122 229V228H121ZM124 229V227H123ZM136 229V227L134 228ZM133 229V230H134ZM163 229V228H162ZM166 229V228H165ZM174 231H176V229L172 228ZM180 229V228H179ZM178 229V230H179ZM249 229V228H248ZM250 229V230H251ZM102 230V229H100ZM132 230V231H133ZM158 230V229H157ZM164 230V229H163ZM242 230V229H241ZM247 230V229H246ZM168 231V230H167ZM214 231V230H212ZM109 232V231H108ZM131 232V231H130ZM154 232V231H153ZM159 233H161V230L158 231ZM164 232V231H163ZM162 232V235L164 234ZM180 232V231H179ZM219 232V231H218ZM232 232V231H231ZM252 232V230L250 231V233ZM124 233V232H123ZM155 233V232H154ZM169 233V232H168ZM175 234V232H173ZM212 233V232H211ZM226 234L225 230L224 232H222V234ZM244 233H246L244 231ZM249 233V230H248ZM255 232H252L251 234H253ZM38 234V233H36ZM127 234V233H126ZM217 234V238H219L220 236L223 237V235H220L215 231L212 233V237L214 236V238L216 237ZM224 234V235H225ZM234 235V231L232 233ZM24 235V234H23ZM41 235V234H40ZM147 235V234H146ZM145 235V236H146ZM153 235V234H152ZM152 235H150L152 237ZM157 235V234H156ZM153 236L156 237L157 236ZM160 235V234H159ZM203 235V234H202ZM206 235V233H205ZM28 236V235H27ZM112 236V235H111ZM142 236V235H141ZM204 236V235H203ZM202 236V237H203ZM208 236V235H206ZM40 238L42 236H39ZM147 237H149V235H147ZM146 237V238H147ZM238 237V236H237ZM28 238V237H27ZM155 238V239H156ZM212 238V239H214ZM34 238H32L33 240ZM42 239V238H41ZM58 239V238H57ZM141 239V238H140ZM164 239V238H163ZM114 240V239H113ZM170 241V239H168ZM191 240V238H190ZM207 240V239H206ZM211 240V239H210ZM58 241V240H57ZM168 241V242H169ZM172 241V240H171ZM199 240H197L198 242ZM205 241V240H204ZM203 241V242H204ZM73 242V241H72ZM89 242V241H88ZM135 242V240H134ZM195 242V241H194ZM92 243V242H91ZM101 243V242H99ZM205 243V242H204ZM223 243V242H222ZM58 244V243H57ZM127 244V242H126ZM135 244V243H134ZM137 244V243H136ZM135 244V245H136ZM169 244V243H168ZM180 244V243H179ZM191 244V243H190ZM200 244V243H199ZM245 244V243H244ZM212 245V244H211ZM131 246V244L129 245ZM133 246V245H132ZM183 246V245H182ZM222 246V245H221ZM176 248V246H173ZM172 247V248H173ZM181 247V246H180ZM196 247V246H195ZM212 247V246H211ZM232 247V246H231ZM250 247V246H249ZM179 248V247H178ZM201 248V245H200ZM207 248L209 249V251H211L210 246ZM213 248V247H212ZM221 248V247H220ZM224 248V247H222ZM196 249V248H195ZM199 249V248H198ZM203 250H205L204 248H202ZM215 249V248H214ZM213 249V251H214ZM226 249V247L224 248ZM235 249V248H234ZM52 250V249H51ZM58 250H61L60 248ZM57 250V251H58ZM138 250V249H137ZM176 250V249H175ZM178 250V251H177ZM175 252H179V249H177ZM200 250V249H199ZM223 250V249H222ZM231 250L226 249L224 252L227 254L226 256H228L227 251ZM55 251V250H54ZM56 251V252H57ZM147 251V250H145ZM201 251V250H200ZM235 250H231V252ZM242 251V250H241ZM53 252V250H52ZM55 252L54 256H57ZM60 252V251H58ZM63 252V251H62ZM95 252V251H93ZM152 253L154 252V250L152 249L151 251ZM215 252L219 255L220 253L223 258L225 256L224 252H219V250L217 251L215 249ZM256 252V251H255ZM38 254V252H36ZM213 253V252H212ZM233 253V252H232ZM254 253V251H253ZM257 253V252H256ZM54 254V252L52 253V255ZM142 254V253H141ZM156 254V253H155ZM179 254V253H178ZM177 254V255H178ZM191 254V253H190ZM215 254V253H214ZM230 254V253H229ZM235 253H233L234 255ZM60 257V254H58ZM63 255V253H62ZM169 255V254H167ZM174 255V253H173ZM181 255V254H180ZM178 256V258L180 259L181 256ZM193 255V254H191ZM212 255V254H211ZM224 255V256H223ZM237 255V253H236ZM1 256V255H0ZM93 256V255H92ZM133 256V255H132ZM149 256V255H148ZM154 256V255H153ZM186 256H189L188 254H186ZM240 256V254H239ZM254 256V255H253ZM80 257V256H78ZM144 257V256H143ZM157 259L158 256L156 255ZM166 257V256H165ZM174 257V256H173ZM192 257V256H191ZM189 257V258H191ZM58 258V257H57ZM76 258V257H75ZM118 258V257H117ZM134 258V257H133ZM130 258V259H133ZM147 258V257H146ZM162 258V257H161ZM175 258V257H174ZM175 258V259H178ZM184 258L185 255H184ZM189 258L186 259L189 261ZM194 258V257H192ZM218 258V257H217ZM235 258V257H234ZM238 258V256H237ZM243 258V257H242ZM247 258V257H246ZM71 259V258H70ZM77 259V258H76ZM78 259H81L78 258ZM77 259V261H79ZM119 259V258H118ZM152 259V257H151ZM171 259V262H169L168 260V264H172V261L175 262V264L178 263V260L174 261L172 260V257L168 258ZM220 259V258H218ZM227 259V258H226ZM231 259V256H230ZM245 259V258H244ZM256 258H254L255 260ZM192 259H190L191 261ZM216 260V259H215ZM240 260V259H239ZM238 260V261H239ZM247 260H249L248 258L245 260V262H247ZM250 260L252 261H248L249 263L251 262V264L254 262L253 258H250ZM74 261V259L72 260V262ZM135 261V260H134ZM133 261V262H134ZM138 261V260H136ZM156 261V260H155ZM164 261V260H163ZM182 261V262H181ZM181 261H179L180 264H182L183 262L185 264H188L189 262H185L182 260L181 257ZM193 261V260H192ZM198 261V260H197ZM230 261V260H229ZM227 261V262H229ZM232 261V260H231ZM257 261V260H256ZM68 261L66 260V262H64L63 264L67 263ZM177 262V263H176ZM235 262V261H234ZM233 262V264H234ZM240 262H243L240 261ZM239 262V263H240ZM244 262V263H245ZM247 262V263H248ZM57 263V262H56ZM54 263V264H56ZM69 264H73L70 262H68ZM143 263V262H142ZM178 263V264H179ZM205 263V262H204ZM230 263V262H229ZM238 263V262H237ZM243 263V264H244ZM256 263V262H255ZM253 263V264H255ZM264 263V261H263ZM59 264V263H57ZM62 264V262H61ZM139 264V262H138ZM146 264V263H145ZM155 264V263H153ZM164 264V263H163ZM189 264H192L191 262ZM194 264H196V262L194 261ZM201 264V263H200ZM207 264V263H206ZM209 264V263H208ZM213 264V263H211ZM228 264V263H227Z\"/></svg>", "mask_w": 264, "mask_h": 264}]
</instances>
